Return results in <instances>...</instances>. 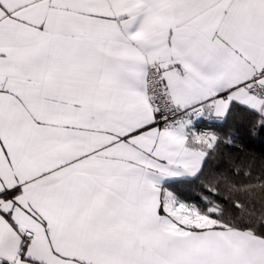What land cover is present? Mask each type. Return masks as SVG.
I'll use <instances>...</instances> for the list:
<instances>
[{
    "label": "snow or ice",
    "instance_id": "1",
    "mask_svg": "<svg viewBox=\"0 0 264 264\" xmlns=\"http://www.w3.org/2000/svg\"><path fill=\"white\" fill-rule=\"evenodd\" d=\"M0 264H264V0H0Z\"/></svg>",
    "mask_w": 264,
    "mask_h": 264
}]
</instances>
